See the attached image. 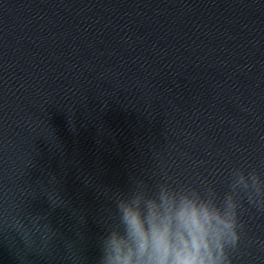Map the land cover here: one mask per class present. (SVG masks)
Masks as SVG:
<instances>
[{
	"label": "water",
	"instance_id": "1",
	"mask_svg": "<svg viewBox=\"0 0 264 264\" xmlns=\"http://www.w3.org/2000/svg\"><path fill=\"white\" fill-rule=\"evenodd\" d=\"M241 165L264 173V0H0V264H98L105 189ZM242 219L234 264H264Z\"/></svg>",
	"mask_w": 264,
	"mask_h": 264
},
{
	"label": "clouds",
	"instance_id": "2",
	"mask_svg": "<svg viewBox=\"0 0 264 264\" xmlns=\"http://www.w3.org/2000/svg\"><path fill=\"white\" fill-rule=\"evenodd\" d=\"M226 183L221 193L215 180L164 174L133 176L127 190L105 189L114 210L98 264H234L245 239L244 212L264 211V173L234 166ZM51 200L61 202L57 192Z\"/></svg>",
	"mask_w": 264,
	"mask_h": 264
}]
</instances>
